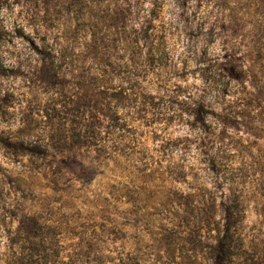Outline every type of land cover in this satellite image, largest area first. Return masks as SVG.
Returning a JSON list of instances; mask_svg holds the SVG:
<instances>
[{
	"label": "rangeland",
	"instance_id": "obj_1",
	"mask_svg": "<svg viewBox=\"0 0 264 264\" xmlns=\"http://www.w3.org/2000/svg\"><path fill=\"white\" fill-rule=\"evenodd\" d=\"M0 264H264V0H0Z\"/></svg>",
	"mask_w": 264,
	"mask_h": 264
},
{
	"label": "clouds",
	"instance_id": "obj_2",
	"mask_svg": "<svg viewBox=\"0 0 264 264\" xmlns=\"http://www.w3.org/2000/svg\"><path fill=\"white\" fill-rule=\"evenodd\" d=\"M197 91H198V90H197ZM197 91L192 92L191 95H193V96H197ZM209 186H210V185H209Z\"/></svg>",
	"mask_w": 264,
	"mask_h": 264
},
{
	"label": "trees",
	"instance_id": "obj_3",
	"mask_svg": "<svg viewBox=\"0 0 264 264\" xmlns=\"http://www.w3.org/2000/svg\"><path fill=\"white\" fill-rule=\"evenodd\" d=\"M233 215V214H232ZM228 235V233H226V235L224 236V241H226L227 240V236Z\"/></svg>",
	"mask_w": 264,
	"mask_h": 264
}]
</instances>
